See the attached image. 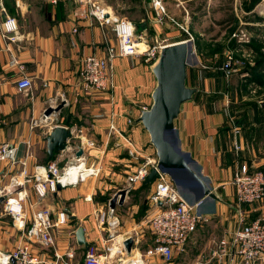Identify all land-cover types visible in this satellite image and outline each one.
Returning a JSON list of instances; mask_svg holds the SVG:
<instances>
[{
  "label": "crops",
  "instance_id": "crops-1",
  "mask_svg": "<svg viewBox=\"0 0 264 264\" xmlns=\"http://www.w3.org/2000/svg\"><path fill=\"white\" fill-rule=\"evenodd\" d=\"M2 7L16 18L18 39L7 43L0 35V143L7 142L11 147L9 161L0 163V188L7 186L11 177L19 173L22 162L31 174L35 165L48 161L63 163L70 159L72 152L65 150L55 152L48 160L46 137L55 127L63 126L72 134L67 139L68 144L82 149L81 155L87 165L101 164L102 171L76 185L59 186L56 192L42 199L28 183L25 205L28 220L37 208H48L53 215L58 211L66 212L67 224L56 228L53 236L55 251L70 264L71 259L65 256L67 251L72 250L74 256H84L86 249L77 242L75 231L78 228H82L87 246L98 253L104 251L108 229L98 222V212L106 210L110 198L124 190L123 202L117 201L114 206L119 219L116 234L118 239L127 236L133 239L130 254L144 252L153 244L149 221L157 212L150 201L155 182L147 185L127 183L128 175L139 163L118 145L119 136L109 130V124L113 122L144 154L156 157L149 134L138 121L142 110L149 109L152 103L151 93L156 85L152 62L144 61L141 56L116 57L113 60L116 88L112 93L83 92L77 85L82 59L88 54L105 56L104 38L107 37L109 44L115 43L111 31L89 17L74 16L73 0H0V27L4 19ZM151 17L150 11L147 23L142 26L149 24L157 39L160 26L154 25ZM12 56L17 64L10 63ZM18 65L23 66V71ZM190 68L188 65L186 85L195 87L197 92L194 70L190 76ZM21 72L31 80L28 93L16 89ZM60 103H63L61 109L47 115L43 122L45 110ZM193 103L191 99L182 104L174 125L181 149L192 159L190 166L217 197L214 200L203 196L198 201V209L210 215L209 224L220 229L219 240L227 239L236 225L237 204L232 184L235 169L245 163L250 170L264 173V138L259 134V128L264 125V109L251 107L244 115L241 112L245 107H195ZM32 121L36 122L33 128ZM235 128L239 129L237 134H234ZM87 142L94 146L87 147ZM80 143L84 145L82 148ZM242 209L248 220L264 217V199L243 205ZM20 237V230L13 226L0 202V251L12 252L21 241ZM216 249L217 245L206 254L209 256L206 264H227L226 258H217ZM30 251L45 261L44 264L54 261L51 249L32 244ZM144 264L173 263L159 256H146Z\"/></svg>",
  "mask_w": 264,
  "mask_h": 264
},
{
  "label": "built area",
  "instance_id": "built-area-1",
  "mask_svg": "<svg viewBox=\"0 0 264 264\" xmlns=\"http://www.w3.org/2000/svg\"><path fill=\"white\" fill-rule=\"evenodd\" d=\"M149 4L152 12L150 20L154 25L163 26L169 20L174 19L168 14L164 6V0H142ZM73 14L76 17H89L100 27L109 29L115 38L114 44H109L105 37V56L96 54L86 55L81 62V68L77 73V85L83 92L112 93L116 88L113 60L116 57L141 56L144 61H154L161 48L168 45L166 39H155L149 45L142 41L143 37L137 35L134 24L115 14L113 8L106 0H73ZM16 6L18 2L16 1ZM4 19L1 22L0 35L7 43L18 39V24L14 16L7 14L2 7ZM180 28L187 32L185 25ZM233 36L239 42H246L247 33L239 31ZM191 39H185L190 41ZM246 40V41H245ZM144 43L145 47L139 44ZM6 49H9L6 45ZM233 58L230 53L226 55V63L222 68H227ZM11 64L16 63L15 57H11ZM23 71V66L18 65ZM32 87L30 78L21 72L16 81V89L21 93H28ZM78 94V93H77ZM46 122L47 115L43 116ZM36 122L32 121L33 128ZM109 130L119 136L118 145L122 147L128 156L138 161L136 170L128 175L127 183L133 185L144 180L151 168H155L158 177L154 179L155 187L150 196L152 205L157 212L149 221V227L153 235V244L144 252L130 254L124 248L126 238L116 234L119 219L115 215L114 207L108 204L107 209L98 212V222L105 225L108 231L107 242L101 253L87 246L84 252L82 264H144L146 256H159L165 262H170L175 250H182L196 228L210 220V215L202 213L198 209L200 202H190L180 192L178 187L170 179L167 173L157 168V157L146 155L127 135L122 134L114 125L109 124ZM239 132L234 129V134ZM65 150H70L72 156L61 163L48 161L45 164L35 165L33 173H28L26 163L22 162L19 173L12 176L9 184L0 188V202L4 210L12 219L13 226L21 232V241L10 253L0 251V264H44L45 261L34 256L30 247L39 244L45 249H51L54 253V261L51 264H69L62 255L55 251V238L53 231L67 224V214L58 211L55 215L48 208L34 209L29 217L25 205L28 201L27 184L31 183L34 192L39 199L57 191L58 186L65 187L76 185L89 177H96L102 171L99 163L87 165L85 158L76 156L78 148L72 147L66 142ZM93 147L92 142L85 144ZM80 143L79 147H83ZM234 147L239 148L234 142ZM11 147L7 142L0 143V163L9 161ZM142 159V161H140ZM75 170V177L72 171ZM232 184L236 196V225L229 238H221L217 242L215 255L218 259L226 258L227 264H264V217L248 220L247 213L242 209L243 205H250L264 199V173L260 170H250L248 165L240 164L232 176ZM132 255V256H131ZM67 259L74 257V252L69 250L65 254Z\"/></svg>",
  "mask_w": 264,
  "mask_h": 264
},
{
  "label": "rangeland",
  "instance_id": "rangeland-1",
  "mask_svg": "<svg viewBox=\"0 0 264 264\" xmlns=\"http://www.w3.org/2000/svg\"><path fill=\"white\" fill-rule=\"evenodd\" d=\"M106 2L116 15L134 24L142 41L153 44L154 31L149 24L142 26L151 11L145 2ZM164 6L174 22L168 20L166 26H160L157 39H166L170 44L191 39L189 75L192 76L194 70L193 78L198 86L193 98L195 103L191 105L245 107L241 112L244 115L251 107L264 109V68L262 71L252 69L256 59L264 56V0H164ZM180 25H185L187 32ZM239 31L247 33L246 42H239L233 36ZM228 53L233 60L223 69ZM259 134L264 138V125L259 128ZM208 222L196 228L182 250L174 251L173 264L208 263L206 254L216 246L220 234V229ZM82 257L76 254L70 264H82Z\"/></svg>",
  "mask_w": 264,
  "mask_h": 264
},
{
  "label": "water",
  "instance_id": "water-1",
  "mask_svg": "<svg viewBox=\"0 0 264 264\" xmlns=\"http://www.w3.org/2000/svg\"><path fill=\"white\" fill-rule=\"evenodd\" d=\"M190 49L189 42L185 40L161 48L158 57L151 63V70L156 79V85L151 93L152 103L149 109L142 110L138 121L149 134L150 143L157 157V168L172 178L187 200L195 203L203 196L214 200L217 197L190 166L192 159L189 153L181 149L174 125L182 104L190 101L196 92L195 87L186 85ZM62 104L54 108L48 107L44 113L49 115L56 112L61 109ZM71 137L72 134L67 128L55 127L46 137L48 160L52 159L55 152L64 150L67 139ZM81 154L82 149H79L76 156ZM157 177L158 172L151 168L142 184L152 183ZM124 194V190L116 192L109 200L110 207H114L117 201L122 203ZM75 236L78 244L87 247L82 228L75 231ZM132 244L131 237L124 240L123 245L127 252H130Z\"/></svg>",
  "mask_w": 264,
  "mask_h": 264
},
{
  "label": "trees",
  "instance_id": "trees-1",
  "mask_svg": "<svg viewBox=\"0 0 264 264\" xmlns=\"http://www.w3.org/2000/svg\"><path fill=\"white\" fill-rule=\"evenodd\" d=\"M249 11V9H248ZM256 63L252 66V69L254 71H262L263 68H264V56L263 57H259L258 59H256L255 61ZM195 95V94H194ZM194 95H193V98H194ZM192 98V99H193ZM263 109V108H262ZM263 117V115H262ZM147 185V184H146Z\"/></svg>",
  "mask_w": 264,
  "mask_h": 264
},
{
  "label": "bare ground",
  "instance_id": "bare-ground-1",
  "mask_svg": "<svg viewBox=\"0 0 264 264\" xmlns=\"http://www.w3.org/2000/svg\"><path fill=\"white\" fill-rule=\"evenodd\" d=\"M169 45H170V43H169ZM139 46H140V47H145V46H144V43H140ZM75 174H76V172H75V170H73V171H72V176L75 177ZM199 205H200V204H199ZM199 205H198V206H199Z\"/></svg>",
  "mask_w": 264,
  "mask_h": 264
}]
</instances>
